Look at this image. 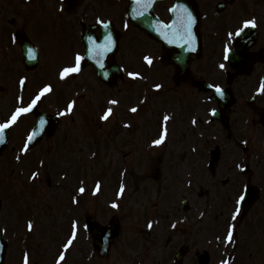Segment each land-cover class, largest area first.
<instances>
[{
    "label": "rangeland",
    "instance_id": "1",
    "mask_svg": "<svg viewBox=\"0 0 264 264\" xmlns=\"http://www.w3.org/2000/svg\"><path fill=\"white\" fill-rule=\"evenodd\" d=\"M15 1L18 3V0ZM3 9L1 21L12 12H7L6 5ZM98 12L105 14L102 10ZM1 54L16 67V59L10 50ZM3 60L4 57H0V123L5 122L13 109L23 105L20 100L22 96L17 92L16 75L6 78L8 65ZM42 62L41 58L40 65ZM38 72L39 69L28 75L30 86L36 82ZM82 82L86 88L81 86ZM71 83L73 87L64 89L68 92L67 96L74 92L77 107L73 108L75 112L60 115L61 126L54 138L43 139L25 153L20 147L31 128L30 119L18 117L17 122L9 128L8 148L0 155V231L7 243L4 264H23V259H27L28 264H136L138 261L155 264L153 258L143 254L146 247L154 250L155 244L160 245L166 237L181 244L191 239L193 247L210 249L204 245V241L210 239L206 234L208 228L203 232L205 237L202 238L201 233L205 223L207 226L212 221L218 224L215 216L219 215V209L215 196L217 200L222 198L223 193L228 197L226 193L229 188L221 187L219 179H226L229 174L227 164L222 165L223 160L219 163L221 169L213 176L209 174L207 169L214 166L206 157L210 156L207 153L218 151V148L224 152L229 148L225 134L215 135L218 127L204 123L205 110L208 112L211 107L205 95L201 110L197 111L199 116L201 112L204 113L201 117L204 118L203 124L196 129L186 121L187 129L179 131L183 127L179 109L183 102L180 96L172 92L171 98L163 100L164 95L150 96L148 85L139 87L136 84L132 97L125 91L122 94L116 93V89L108 91L116 99L123 100L122 106L102 107L105 98H96V89L91 87L87 77H79ZM55 91L47 98L45 105H49L53 97L56 98ZM80 92L83 95L81 98ZM138 98L139 107L136 108L140 110L137 119V114L128 115L127 112ZM62 100L60 96L61 107ZM158 103L165 105V110L157 107ZM192 104H197L195 99ZM45 105V110L51 109ZM105 108H113L110 119L102 125V130L96 131L101 136L91 139L92 123L88 117L91 116L97 127ZM170 109L174 113L173 123L166 125L168 132L164 142L155 146L153 141L160 137L157 133L160 114L162 111L169 113ZM85 113L88 114L86 127L83 121ZM154 119V130L150 132L148 125ZM180 140L184 142L181 150L178 149ZM196 149H201L203 158L196 159L192 155L183 157L187 151ZM159 154H164V157H159ZM173 164L174 170L169 171L168 168H173ZM33 170L40 172L34 188L29 186L33 181L27 178ZM122 170L125 171L124 181L119 184ZM178 170L183 171V174L179 175ZM177 177L182 178L176 180ZM119 185L124 187L123 192ZM81 187L85 188L84 193L79 192ZM232 192L235 196L238 194V190L233 187ZM183 198L189 205L184 212L180 208ZM74 200L78 202L74 203ZM113 204L118 207L113 208ZM137 215L145 217L141 219ZM84 216L100 224L115 219L123 229L121 237L113 242L104 259L96 257L92 249L84 228ZM73 223L76 224L74 239ZM150 223L152 228L148 227ZM133 225H141L142 228L134 229ZM138 231H142L144 238L140 252L132 253L135 250L125 246V241L133 233L137 236ZM199 235L201 237L198 239ZM217 236H220L218 230ZM69 239H72V244L65 249L64 245ZM246 247L253 249L256 259L264 264L263 243L253 241ZM156 253L161 258L164 251ZM61 254L64 255L63 260H60Z\"/></svg>",
    "mask_w": 264,
    "mask_h": 264
},
{
    "label": "snow or ice",
    "instance_id": "2",
    "mask_svg": "<svg viewBox=\"0 0 264 264\" xmlns=\"http://www.w3.org/2000/svg\"><path fill=\"white\" fill-rule=\"evenodd\" d=\"M137 3H140L141 0H136ZM151 0H147V3H150ZM184 17H180L178 18L177 22L173 23L172 25H164L163 27L166 30H170L171 31V36L172 39H168V34L167 31L165 32V39L168 40L169 43H177L178 41H183L184 43L181 44V47H184V45L189 44V43H193L195 42L193 34H192V17L190 15V13H188L187 9L185 8L184 10ZM141 15H143V12L141 13ZM186 17V19H185ZM97 23L98 24H102L103 27L107 28L108 24L105 23L103 20H100L99 18L97 19ZM257 26V21L253 18V19H246L243 21L242 26L234 33H229V38H231L232 36H239L241 35V33L244 32V30L246 28L249 27H256ZM124 27L127 29L129 27L128 24H125ZM89 48L88 51L93 53L95 56L99 57L100 55H102L104 52L110 51L113 47L114 41L112 40V36L111 34L108 35L105 44L101 45L98 44L97 41L95 39H93L92 37H89ZM102 50V51H101ZM232 51V49L228 46H225L224 48V60H227L229 58V53ZM31 59H36V56H30ZM145 61L148 64H152V59L150 57H145L144 58ZM84 60V57L80 54V53H76L75 54V58H74V62L68 66H63L60 71H59V78L61 80L66 79L68 76L73 75V74H77L81 71V62ZM101 67H103V64L100 65ZM226 65L224 63H220L219 64V68L220 69H225ZM129 77L132 78H136L138 77L140 74L139 73H134V72H129L128 73ZM25 79L26 78H21L20 79V84L21 86H23L25 84ZM162 86L157 84L155 85V88L157 90H159ZM209 87L213 88L216 94H219L220 96H223V89L219 86V85H209ZM54 86L52 84H45L40 90L39 92L36 94V96L31 99V101L29 103H27V105L25 106H19L15 109V111L11 114L10 118L3 123H0V142H3V135L6 129L10 128L12 125H14L17 122L18 117H20L22 114H26L32 111L33 108H35L38 104L39 101H41L42 97H44L46 94H49L53 91ZM261 90H264V83L261 84ZM21 102H22V97L20 98ZM110 104H116L118 103L116 100H112L109 102ZM75 105V101H70L67 105V109L65 111H62L59 113V115L63 116V115H67L70 114L73 111ZM112 108H108L105 112V114L103 116L100 117L101 120H105L107 121L109 119V116L112 113ZM130 111L132 112H136L137 108L133 107L130 109ZM213 115H215V110H213ZM169 119V117L165 116L164 120L167 121ZM45 123V121L43 119L40 120V124L43 125ZM196 121L193 120V124H195ZM125 127H128V125H125ZM34 135L30 134L27 137V142L25 143L24 147L22 148V152H27L28 148H29V143L34 139ZM165 136H166V130L164 133H162L160 135V137L158 139H155L153 141V144L156 146L161 145L164 140H165ZM19 159V157H18ZM38 176V173L33 172L31 178L35 179ZM97 190H99V185H97ZM121 192L124 191V187L121 186L120 189ZM80 193H84L85 192V188L81 187L79 189ZM245 199L243 193H241L237 200H236V209L232 215V220H235L237 218V216L240 213V209H239V205L241 204V202ZM78 202L74 200V203ZM113 208L118 207V205L113 204L112 205ZM152 224L150 223L148 225L149 228H152ZM173 227H175V225H173ZM236 225L230 224L228 229H227V234H226V240L229 243H234L237 242L235 237H234V230H235ZM32 228V224H29V229L31 230ZM73 234H72V239L75 238L76 232V224L73 223ZM72 239H69L67 241V243L64 245L65 249H67L71 244H72ZM64 259V255L61 254L60 255V260ZM25 264H28L27 259L25 261ZM223 264V262H222Z\"/></svg>",
    "mask_w": 264,
    "mask_h": 264
},
{
    "label": "flooded vegetation",
    "instance_id": "3",
    "mask_svg": "<svg viewBox=\"0 0 264 264\" xmlns=\"http://www.w3.org/2000/svg\"><path fill=\"white\" fill-rule=\"evenodd\" d=\"M213 0H199V4L202 8H205L206 5L209 2ZM253 6L249 11L246 9H243L242 17L239 18V20H246V19H255L257 21L256 28V40L254 45L252 44L248 51L255 53L259 56L261 61L254 62L250 65L249 71L251 74L254 75H261L264 70V0H249ZM222 24L218 23L216 25V32H217V38H215V41H219V36L222 33ZM249 85L245 84L241 87V89L245 92ZM244 118L246 119V123H257L262 122V119L264 118V107H246L243 113ZM238 120V119H236Z\"/></svg>",
    "mask_w": 264,
    "mask_h": 264
}]
</instances>
